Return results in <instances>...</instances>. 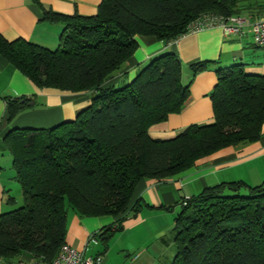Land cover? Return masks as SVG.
<instances>
[{"label": "trees", "instance_id": "obj_1", "mask_svg": "<svg viewBox=\"0 0 264 264\" xmlns=\"http://www.w3.org/2000/svg\"><path fill=\"white\" fill-rule=\"evenodd\" d=\"M43 15L64 26L58 48L0 34V55L39 89L93 97L72 121L13 129L3 138L24 197L23 206L0 214L6 262L30 256L52 264L66 244L68 207L81 217L115 219L95 235L107 248L129 213L139 210L133 197L141 181H168L202 158L262 138L264 75L244 65L216 70L212 123L191 125L168 140L151 138L150 128L192 102L194 78L210 62L191 65L185 84L184 65L166 52L131 82L106 84L135 55L137 37L171 42L205 16L261 19L264 0H103L94 16ZM33 101L6 99L3 124L11 125ZM173 231L172 264H264V182L221 183L183 199Z\"/></svg>", "mask_w": 264, "mask_h": 264}, {"label": "crops", "instance_id": "obj_2", "mask_svg": "<svg viewBox=\"0 0 264 264\" xmlns=\"http://www.w3.org/2000/svg\"><path fill=\"white\" fill-rule=\"evenodd\" d=\"M103 0H0V34L8 41L23 39L49 49L60 45L64 30L61 24L43 21L44 10L65 15L94 16ZM139 48L125 67L107 86L121 87L131 82L140 69L154 57L170 52L184 65L183 82L189 83L190 66L210 62L209 69L198 74L191 85L193 100L181 113L171 115L166 122L149 130L153 139L168 140L195 124H210L214 113L210 94L216 83L217 69L244 65L248 73L264 75V66L252 53L264 51L252 37L225 36L219 27L188 34L171 42H159L149 37H137ZM91 93L72 94L39 89L10 62L0 55V214L12 210L22 199L23 190L16 173L5 171L12 166V157L3 143L13 129L51 128L74 120L92 100ZM33 98V108L22 112L11 125L3 124L5 100ZM14 170V169H13ZM12 170V171H13ZM243 181L259 185L264 182V127L262 138L255 142L222 150L202 158L183 174L165 182L141 181L134 193L133 203L140 201L137 212L131 211L107 248L95 237L102 228L115 222L111 217H81L69 208L66 244L86 251L89 257H102V264H172L176 256V236L173 231L183 196H192L209 186ZM15 190L17 193L15 194ZM183 192V194H182ZM18 194L20 197H18ZM22 194V195H21ZM13 201H10L12 200ZM45 264L24 256L18 264ZM0 264H14L0 258ZM16 264V263H15Z\"/></svg>", "mask_w": 264, "mask_h": 264}, {"label": "built area", "instance_id": "obj_3", "mask_svg": "<svg viewBox=\"0 0 264 264\" xmlns=\"http://www.w3.org/2000/svg\"><path fill=\"white\" fill-rule=\"evenodd\" d=\"M215 27L221 28L225 36L242 37L249 34L257 46L264 47V18L255 20L244 15L233 17L205 16L190 27V32H200ZM91 241H95V236H92ZM86 251H88V247L84 251H80L65 244L52 264H102V257H89L86 255Z\"/></svg>", "mask_w": 264, "mask_h": 264}, {"label": "rangeland", "instance_id": "obj_4", "mask_svg": "<svg viewBox=\"0 0 264 264\" xmlns=\"http://www.w3.org/2000/svg\"><path fill=\"white\" fill-rule=\"evenodd\" d=\"M252 56H254V59H256V60H260V63L262 64V66H264V51H257L255 54L254 53H252ZM13 169L11 168V167H8L7 169H6V171H5V174L6 175H4L5 177H3V179L4 180H6L7 178H8V174L11 172V173H14L15 171L13 170ZM7 177V178H6ZM246 184H248V183H246ZM218 185V184H217ZM248 185H250V186H256V185H254V184H248ZM203 191V190H202ZM202 191H200V192H198V190H194V193L193 192H190V193H192V196H183L184 194H183V192H182V198L183 199H190L191 197H194V196H197V195H199ZM17 193V191L15 190V194ZM22 195V194H21ZM18 197H20V195L18 194ZM183 199L180 201V202H182L183 201ZM18 203L16 204V205H14V206H10V208H12V209H17L18 207H20V206H23L24 205V201L22 200V199H18V201H17ZM68 209H69V207H68ZM179 211L181 212V207H180V209H179ZM69 212H71V210L69 211ZM16 264H18V263H16ZM34 264H36V263H34ZM39 264V263H38Z\"/></svg>", "mask_w": 264, "mask_h": 264}, {"label": "water", "instance_id": "obj_5", "mask_svg": "<svg viewBox=\"0 0 264 264\" xmlns=\"http://www.w3.org/2000/svg\"><path fill=\"white\" fill-rule=\"evenodd\" d=\"M23 103H25V101H23ZM30 105H31V106H33V105H34V103H33V102H31V103H30Z\"/></svg>", "mask_w": 264, "mask_h": 264}]
</instances>
